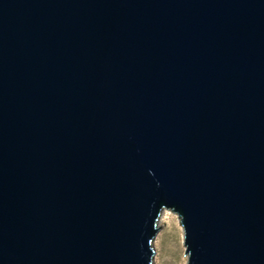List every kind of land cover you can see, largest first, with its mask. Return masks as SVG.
Returning <instances> with one entry per match:
<instances>
[{
	"label": "water",
	"instance_id": "obj_1",
	"mask_svg": "<svg viewBox=\"0 0 264 264\" xmlns=\"http://www.w3.org/2000/svg\"><path fill=\"white\" fill-rule=\"evenodd\" d=\"M153 200L264 264V0H0V264H141Z\"/></svg>",
	"mask_w": 264,
	"mask_h": 264
},
{
	"label": "clouds",
	"instance_id": "obj_2",
	"mask_svg": "<svg viewBox=\"0 0 264 264\" xmlns=\"http://www.w3.org/2000/svg\"><path fill=\"white\" fill-rule=\"evenodd\" d=\"M156 184L159 187V181ZM188 238L184 213L174 203L153 200L137 241L141 264H192Z\"/></svg>",
	"mask_w": 264,
	"mask_h": 264
}]
</instances>
